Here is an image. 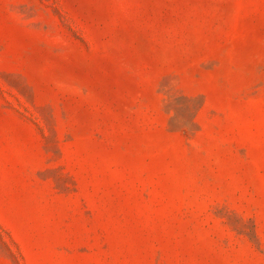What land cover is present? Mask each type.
<instances>
[{
	"label": "rangeland",
	"instance_id": "1",
	"mask_svg": "<svg viewBox=\"0 0 264 264\" xmlns=\"http://www.w3.org/2000/svg\"><path fill=\"white\" fill-rule=\"evenodd\" d=\"M0 264H264V0H0Z\"/></svg>",
	"mask_w": 264,
	"mask_h": 264
}]
</instances>
